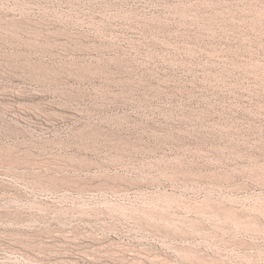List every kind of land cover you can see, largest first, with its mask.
<instances>
[{
	"label": "rangeland",
	"instance_id": "1",
	"mask_svg": "<svg viewBox=\"0 0 264 264\" xmlns=\"http://www.w3.org/2000/svg\"><path fill=\"white\" fill-rule=\"evenodd\" d=\"M224 197L251 233L142 214ZM176 249L264 264V0H0V264Z\"/></svg>",
	"mask_w": 264,
	"mask_h": 264
},
{
	"label": "bare ground",
	"instance_id": "2",
	"mask_svg": "<svg viewBox=\"0 0 264 264\" xmlns=\"http://www.w3.org/2000/svg\"><path fill=\"white\" fill-rule=\"evenodd\" d=\"M87 168L88 167H84V169ZM90 179L93 182L96 180V178L93 175L90 176ZM231 181L232 179L230 180V178L228 177L224 179L218 178V182L220 183L219 192L222 193V192L231 191L238 193L242 189L243 185L239 184L241 187L238 185H231L232 184ZM246 189L248 190L249 188L247 187ZM243 192L244 191H242V193ZM228 201L229 199L224 197V198H215L212 200L207 199L195 204H190L185 201L166 202L167 207L164 206V208H161L160 206V207L149 208L147 210L142 211V214L152 219L153 221L155 220L158 223H164L167 227H173V229L176 228L178 231H183L184 229L185 230L188 229L189 233L190 231L196 233L203 232L206 229V227L209 225H214L216 229L219 230L222 229L223 225H226L227 223L233 224L237 230H241L242 232L244 231V233L250 232L251 231L250 228H248L245 225H244L245 227L242 226L243 225L242 215L244 214L241 215L237 213L238 211H235L230 206H228L227 205ZM157 222H155V225ZM175 252H177V254L173 258L159 257V256L151 257V258H143L142 260L137 261L135 264H201L196 260L195 254L193 259L189 256V254L193 252L191 250L176 249ZM212 264H226V263L219 260H214Z\"/></svg>",
	"mask_w": 264,
	"mask_h": 264
}]
</instances>
